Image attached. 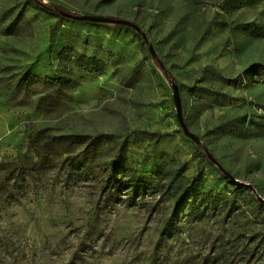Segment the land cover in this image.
<instances>
[{
  "label": "rangeland",
  "instance_id": "rangeland-1",
  "mask_svg": "<svg viewBox=\"0 0 264 264\" xmlns=\"http://www.w3.org/2000/svg\"><path fill=\"white\" fill-rule=\"evenodd\" d=\"M43 1L139 25L177 80L189 129L241 185L184 134L171 84L134 28L0 0L2 62L27 63L35 42L37 63L53 65L13 85L27 129L111 144L105 157L119 149L145 177L174 160L187 177L204 166L179 204L157 179L146 193L115 196L67 165H35V145L0 160V264H264V0ZM70 48L102 63L83 66Z\"/></svg>",
  "mask_w": 264,
  "mask_h": 264
},
{
  "label": "trees",
  "instance_id": "trees-1",
  "mask_svg": "<svg viewBox=\"0 0 264 264\" xmlns=\"http://www.w3.org/2000/svg\"><path fill=\"white\" fill-rule=\"evenodd\" d=\"M32 1L35 2L42 11L56 15L62 20L80 21L63 16L60 10L66 9L57 3L44 2L43 0ZM233 1L240 6H250L255 2V0ZM84 22L92 23L90 21ZM117 25L129 27L127 25ZM134 31L143 39V43L148 47L151 42L149 38L148 41L144 39L143 34L145 33L143 30L137 31L134 29ZM53 33L52 30L50 37L53 36ZM70 50L75 52L77 59L83 66H87L90 69H94L95 64L102 63L95 56L79 53L74 48H70ZM152 59L162 70L170 84L177 83L174 74L166 67L165 63L158 55L156 57L152 56ZM34 142H36V144H34L36 154L35 165H39L43 168H49L55 165H67L70 167L71 171L75 172L74 174L76 176H89L98 179L103 185V188H108V190H111V194L115 196L120 195L122 192H130L136 196L146 193L148 189H153L155 187L154 179H157L160 184L167 187V193L176 197L179 204H181L197 190L198 178L204 168L202 159H200L197 165V173L192 177H187L185 175L188 169L187 163H180L174 160L154 171L152 177H145L137 174L136 168H134L126 158L121 156L119 149L115 154L105 157V154L108 153L107 151H111L110 149H112L113 146L109 144L106 147H102L101 143L95 141V139H91L87 135H52L46 130H43L39 135H36ZM195 144L201 157L207 158L210 163H214L208 157L207 153H211V151L207 145L203 142ZM174 164H176V167L173 166ZM235 184L241 185V183L237 182ZM174 216L175 214L169 219V225L175 224Z\"/></svg>",
  "mask_w": 264,
  "mask_h": 264
},
{
  "label": "crops",
  "instance_id": "crops-1",
  "mask_svg": "<svg viewBox=\"0 0 264 264\" xmlns=\"http://www.w3.org/2000/svg\"><path fill=\"white\" fill-rule=\"evenodd\" d=\"M7 38H0V160L19 161L22 156L31 153L34 147L35 133L27 129L28 117L20 104L13 103L14 86L27 80H35L39 72L50 75L52 63H37V49L32 43V51L28 52L27 63H3ZM43 70V71H41ZM28 76V77H27ZM84 83L89 94H95V89L89 92L93 77ZM83 88V89H84ZM86 93L85 90H82ZM78 94H82L81 91Z\"/></svg>",
  "mask_w": 264,
  "mask_h": 264
},
{
  "label": "water",
  "instance_id": "water-1",
  "mask_svg": "<svg viewBox=\"0 0 264 264\" xmlns=\"http://www.w3.org/2000/svg\"><path fill=\"white\" fill-rule=\"evenodd\" d=\"M60 13L68 18L74 19V20H80V21H90V22H102V23H116V24H121V25H127L131 26L132 28L136 29L137 31H140L141 28L139 25L136 23L127 20V19H122V18H116L112 16H106V15H100V14H88V13H83V14H75L70 11L66 10H60ZM144 39L148 41V37L143 34ZM149 51L153 57L157 56V52L154 49V46L150 43L149 46ZM172 91H173V101L175 103V109H176V117L177 120L186 136H188L192 141L195 143H201V139L198 135H196L194 132H192L185 120L184 114H183V106H182V100H181V95L179 91V85L177 83H172L171 84ZM208 157L215 163V165L222 171V173L231 181L238 182V180L234 177V175L228 171L219 161L217 158L212 155L210 152L207 153ZM246 186L251 188L250 184H245ZM259 200L264 202L262 198L259 197Z\"/></svg>",
  "mask_w": 264,
  "mask_h": 264
}]
</instances>
